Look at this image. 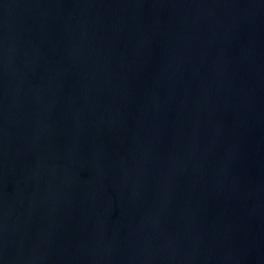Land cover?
<instances>
[{
  "label": "water",
  "instance_id": "1",
  "mask_svg": "<svg viewBox=\"0 0 264 264\" xmlns=\"http://www.w3.org/2000/svg\"><path fill=\"white\" fill-rule=\"evenodd\" d=\"M0 264H264V0H0Z\"/></svg>",
  "mask_w": 264,
  "mask_h": 264
}]
</instances>
